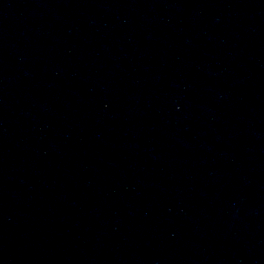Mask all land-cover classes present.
Returning <instances> with one entry per match:
<instances>
[{"label": "water", "instance_id": "1", "mask_svg": "<svg viewBox=\"0 0 264 264\" xmlns=\"http://www.w3.org/2000/svg\"><path fill=\"white\" fill-rule=\"evenodd\" d=\"M264 0H0V264H259Z\"/></svg>", "mask_w": 264, "mask_h": 264}]
</instances>
